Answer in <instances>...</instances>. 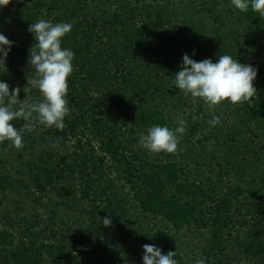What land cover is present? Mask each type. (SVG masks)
<instances>
[{
  "label": "trees",
  "instance_id": "16d2710c",
  "mask_svg": "<svg viewBox=\"0 0 264 264\" xmlns=\"http://www.w3.org/2000/svg\"><path fill=\"white\" fill-rule=\"evenodd\" d=\"M40 18L73 25L62 40L75 53L70 111L63 129L34 121L21 149L0 143V157L16 155L39 200L71 184L78 198L95 206L87 215L90 227L72 239L50 230L46 241L45 230L26 224L17 243L13 233L0 231L11 264H79L78 245L89 233L98 240L104 217L123 239L131 237L127 226L135 227L136 244L153 241L149 224L162 220L173 231L162 252L176 251L178 264H196L178 252L177 236L187 228L202 231L200 259L206 264H264V71L253 65L259 69L257 93L238 105L209 108L174 86L184 53L213 62L228 54L244 64L239 45L264 46V16L251 9L242 13L231 0H11L0 9V32L15 42L6 64L21 71L14 78L18 86L10 87L21 89L18 104L43 100L27 85L34 75L27 63L34 43L28 26ZM259 55L264 65V52ZM217 117L218 123L209 124ZM181 119L186 131L176 153H152L138 143L151 126L175 129ZM11 123L20 129L25 121ZM216 157L260 199L244 204L238 185L219 198L210 180L183 176L188 166H209Z\"/></svg>",
  "mask_w": 264,
  "mask_h": 264
},
{
  "label": "clouds",
  "instance_id": "9594fccd",
  "mask_svg": "<svg viewBox=\"0 0 264 264\" xmlns=\"http://www.w3.org/2000/svg\"><path fill=\"white\" fill-rule=\"evenodd\" d=\"M10 2L0 0V9ZM231 3L242 13L251 9L264 16V0H231ZM72 27L69 22L53 23L44 18L29 24L28 31L33 35L34 43L30 47L27 63L34 75L30 80L27 79V85L37 88L43 100L18 104L21 89L15 87L10 90L9 83L0 79V143L10 141L15 148H23L24 132L32 130L34 121L47 127L64 128L65 117L70 111L67 100L68 78L74 70L75 53L62 47V40ZM14 43L0 32V69L4 70L0 74L7 71L6 61ZM258 71L252 64H242L228 54L219 56L213 62L211 58L197 61L184 53L180 70L175 73L174 86L183 91L185 96L190 95L194 101L203 100L209 108L222 102L238 105L255 97L257 89L254 81ZM18 119L25 121L20 129L11 123ZM218 122L217 117L210 120L209 124L214 126ZM178 123L175 129L153 125L147 134L140 135L138 143L152 153H176L180 136L186 131V122L181 119ZM111 223L109 217L103 218L105 226ZM175 256L176 251L164 254L156 245H143V264H178ZM196 264L206 262L200 259Z\"/></svg>",
  "mask_w": 264,
  "mask_h": 264
},
{
  "label": "rangeland",
  "instance_id": "374dc122",
  "mask_svg": "<svg viewBox=\"0 0 264 264\" xmlns=\"http://www.w3.org/2000/svg\"><path fill=\"white\" fill-rule=\"evenodd\" d=\"M239 50L242 53L244 64H259L261 70L264 71L262 58L258 57L264 52L263 45L257 51L251 50L250 46L244 43L239 45ZM2 71L4 70L0 69V72ZM16 72L15 67L9 64L7 71L0 74V79L8 82L10 86H18V81H14V78L19 80L21 71L19 74ZM223 112L222 117L227 122L229 111L224 110ZM9 155L10 152H7L5 157H0V179L2 180L0 182V231L7 230L13 233L18 243L21 234L31 226L35 231L45 230L46 241L52 238L50 230H61L60 234L72 239L90 227L91 223L87 215L93 211L95 206L92 199L89 201L78 198V195H75L74 186L70 184L58 187L59 190L56 193L44 192L43 199L39 200L38 196L41 194L34 193L31 189L29 176L20 165L16 155ZM218 158H214L209 166L198 164L188 166L183 176L199 183H206L210 180V185L214 186V192L219 194V198L224 197V192L235 185L244 188L242 201L244 204L248 205L251 199L257 198L258 195L249 190L246 179L242 180L235 173L236 171L228 166V162L222 164ZM72 198H75L76 202L71 203ZM260 201H264V198ZM97 228L100 233L97 241L92 233H89L92 238L89 236L84 244L78 245L76 253L79 264H143V245L145 244H136L138 237L134 235L135 227L127 226L126 230L131 231V237L125 239L122 238L121 231L112 224L105 226L100 222ZM149 229L154 239L147 244L156 245L161 249H163L166 237L173 234L171 227L160 219L153 220L149 224ZM202 234V231L195 228L184 229L178 234V252L181 258L191 262L200 260L205 244ZM229 245L232 246V244ZM0 264H11L7 253L1 247Z\"/></svg>",
  "mask_w": 264,
  "mask_h": 264
}]
</instances>
